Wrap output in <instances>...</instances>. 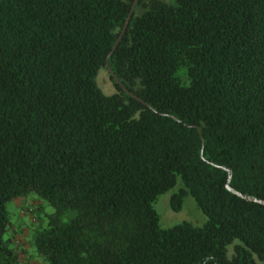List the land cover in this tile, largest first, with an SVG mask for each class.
I'll list each match as a JSON object with an SVG mask.
<instances>
[{
	"label": "trees",
	"instance_id": "trees-1",
	"mask_svg": "<svg viewBox=\"0 0 264 264\" xmlns=\"http://www.w3.org/2000/svg\"><path fill=\"white\" fill-rule=\"evenodd\" d=\"M135 1L0 0V264L33 193L43 263L264 264V0H138L112 53ZM179 178L203 226L161 227Z\"/></svg>",
	"mask_w": 264,
	"mask_h": 264
},
{
	"label": "rangeland",
	"instance_id": "rangeland-1",
	"mask_svg": "<svg viewBox=\"0 0 264 264\" xmlns=\"http://www.w3.org/2000/svg\"><path fill=\"white\" fill-rule=\"evenodd\" d=\"M165 1L170 4L175 3V0ZM97 79L99 86L107 95H112L117 91L115 85L112 83L108 74L104 72V70L99 72ZM183 186L184 182L181 178H179L175 187L161 193L154 202V208L158 213L162 228L168 229L182 223H190L194 226H203L208 221V216L201 209L196 199L192 195L184 196L180 203L173 200L174 194L178 192L179 188ZM40 204H42L44 208L37 214L47 219V214L51 213L54 209L46 200H42L35 193L29 195L26 199L14 201L8 206V209L11 212L12 220L15 223L14 228H17L20 231L17 235L19 240L26 249L30 248V252L32 254L35 253L36 255L35 257L31 254L28 257L30 258L31 264H48L47 261H44L43 263L37 257L35 246H30L29 243L31 235L30 229L32 226L31 223H33L35 217L34 209Z\"/></svg>",
	"mask_w": 264,
	"mask_h": 264
},
{
	"label": "water",
	"instance_id": "water-1",
	"mask_svg": "<svg viewBox=\"0 0 264 264\" xmlns=\"http://www.w3.org/2000/svg\"><path fill=\"white\" fill-rule=\"evenodd\" d=\"M137 3H138V0H136V1L134 2L133 6H132V8H131L130 14H129V16H128L127 20H126L125 26H124V28H123L122 34H121L119 40L117 41V43H116V45H115V47H114L112 53H113L114 50L116 49V47H117V45H118V43H119V41H120L122 35L124 34V32L126 31L127 27L129 26V23H130V21H131V18L133 17V15H134V13H135V9H136ZM107 67H108V70H109L110 74H111L112 77L116 80V82L119 83V85H122L121 82L119 81V79L116 77L114 71L112 70V68H111V66H110V64H109V62H108V60H107ZM229 181H230V180H229ZM227 187H228L230 190H233L232 187L229 185V182L227 183ZM255 201H258V202H260L261 204H264V200H255Z\"/></svg>",
	"mask_w": 264,
	"mask_h": 264
}]
</instances>
